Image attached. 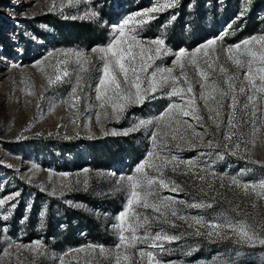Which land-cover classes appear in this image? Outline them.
<instances>
[{
    "label": "rangeland",
    "instance_id": "rangeland-1",
    "mask_svg": "<svg viewBox=\"0 0 264 264\" xmlns=\"http://www.w3.org/2000/svg\"><path fill=\"white\" fill-rule=\"evenodd\" d=\"M51 2L0 0V197L20 193L12 201L16 204L14 209L7 204L0 206V217L8 216L7 220L0 219V264H59L58 257L82 247L83 252L64 256V264H85V259L90 258L87 245L112 248L117 239L115 217L127 200L125 188L117 182L121 176L133 174L147 153L153 151L151 133L155 129L149 126L128 135L120 133L141 119L158 116L171 102L157 92L144 104L129 106L119 119L113 117L110 109L105 116L95 100L99 73L84 64L89 72L81 75L90 86L84 87L78 109L62 103L75 84L76 53L82 54L81 61L90 60L99 66V54L91 49L106 46L113 26L152 6L155 0H77L72 4L56 0L55 11L50 10ZM243 8L244 0H179L177 6L154 14L157 18L147 25L137 26V31L145 41L162 36L172 52L183 48L188 53L226 32L222 42L226 47L251 35L264 34V0H252L240 16ZM91 11L97 12L98 17L86 18L85 14ZM174 58L166 56L157 64L173 67ZM197 58L203 62L202 53ZM65 59L70 76L64 80L69 82L49 86L47 77L55 67L63 68L57 61ZM220 62L231 67L224 56ZM184 63L183 71L192 73L193 66L187 59ZM180 74L181 69L177 68L175 75ZM192 79L195 82L198 77ZM179 83L183 84V80ZM194 91L198 94L201 89L196 86ZM260 103L264 105V101ZM197 104L204 120L197 123L190 117L185 119L193 126L188 130L190 137L193 131L203 134V146L189 147L183 140L169 139L161 154L197 162L199 168L192 171L204 175L205 180L180 175L186 170L184 165L176 173L165 169L166 176L175 180L180 190L163 189L161 195L171 197L186 220L169 216L175 221V228L153 223L152 231L163 227L169 234L184 233L178 241L165 242L168 251L161 253V258L177 264H264V246L239 244L226 227L220 231L227 239L197 236V228L202 233L209 229L192 219L216 223L239 220L264 227V198L250 191L246 194L231 185L229 179L236 176L244 182H255L264 177V167L249 163L250 158L264 164V116L256 113L261 118L254 135L251 122L244 126L245 139L253 141L248 145L250 156L242 145L238 155L225 153L221 159L216 152L224 151L225 126L222 124L218 131L208 120L203 101L197 99ZM209 106H213L211 101ZM227 111L225 107L221 120H226ZM97 112L101 113L99 123ZM236 116L239 119L241 113L237 111ZM209 133L220 141V149L207 147ZM53 191L55 194H50ZM195 203L212 206H188ZM138 211L156 215L151 209ZM35 241L42 242L44 255L15 247Z\"/></svg>",
    "mask_w": 264,
    "mask_h": 264
},
{
    "label": "snow or ice",
    "instance_id": "snow-or-ice-1",
    "mask_svg": "<svg viewBox=\"0 0 264 264\" xmlns=\"http://www.w3.org/2000/svg\"><path fill=\"white\" fill-rule=\"evenodd\" d=\"M75 2L77 0H68L69 4ZM178 3L179 0H163L162 3L161 0H155L152 6L135 13L121 24L113 26L107 45L91 49L92 53L99 54V66L93 65L90 60L81 61L82 54L76 53L78 71L75 74V84L71 86L68 99L62 101L71 109H78L82 98L81 93L87 85L85 76L81 75V73L89 72V68L84 67V64L91 65L99 73L94 88L95 100L99 102L98 107L104 110L105 116L108 115L110 109L113 117L119 119L129 106L142 105L148 98H155L154 94L157 92H162L171 101L158 116L152 119H141L132 128L120 133L128 135L131 131L152 126L155 129L151 133L153 151L147 153L146 158L136 166L133 174L121 176L117 182L125 188L127 200L123 210L115 217L117 223L113 225V228L117 233L116 243L112 248L96 244L87 245L86 248L89 250L87 257L90 258L85 259V264H101L102 261H106L107 264H177L176 261H164L161 253L168 251L165 248V242L178 241L184 233L169 234L163 227L152 231L153 223L169 224L175 228V221L170 220L169 216L186 220V217L181 216L174 207L175 201L171 197L161 195L163 189L171 192L180 190V185L166 176L165 169L170 168L173 173H176L180 166L184 165L186 170L180 172V175L197 176L201 181L205 180V176L192 171V169L199 168L197 162L182 160L177 155L161 154L167 147L168 140H183L189 147L203 146V134L193 131L190 137L188 130L193 126L188 119H185L190 117L197 123L204 120V117L199 114L197 104V99H199L207 108L208 120L212 121L216 129L219 131L222 124L225 126L222 132V139L225 142L224 151H217V157L222 159L225 153L238 155L242 145L245 153L249 154L248 145L253 141L245 139L244 126L251 122L254 135L258 131L256 124L261 118L257 117L256 113L259 111L261 116H264V105L260 103L264 101V34L251 35L238 43L225 47L222 43L227 34L225 32L207 40L191 53L183 48L172 52L167 48L162 36L147 41L139 37L137 26L147 25L157 18L154 14L173 8ZM251 4L252 0H244V8L239 15L243 16ZM56 8V0H52L50 10L55 11ZM98 15L95 11L85 14L86 18H96ZM171 19L174 20L175 16ZM201 53L204 57L202 63L197 58ZM166 56L175 57L172 61L173 67L157 64L158 60L163 62ZM221 56L225 57L226 62H230L231 67H225L220 62ZM186 59L193 66L192 73L183 71ZM37 64L39 65L40 62ZM57 64H62L64 67L54 68L53 74L47 77L49 86L69 82L64 80L65 77L70 76L68 61L66 59L57 61ZM177 68L181 69L180 76L175 75ZM40 70L43 71V68ZM192 77H198V80L194 82ZM181 80L183 84L179 83ZM196 86L201 89L198 94L194 91ZM241 96L244 97L243 101L240 100ZM85 99L90 98L85 97ZM209 101L213 106H209ZM225 107L228 109L226 120H221L220 117ZM249 109L252 111H248ZM237 111L241 113L239 119L236 116ZM100 115V112L96 113L98 123ZM209 136L211 138L207 141V147L220 149V141L211 133ZM249 163L264 167V164L250 158ZM229 179L231 185L242 188L246 194L250 191L264 198V177L255 182H244L236 176ZM50 194L54 195L55 192ZM19 195L20 193L16 192L7 197H0V206L7 204L14 209L16 204L12 201ZM188 206L200 208L212 205L195 203ZM138 209H151L156 215L148 216ZM0 219L7 220L8 216L3 215ZM192 219L200 227L209 229L207 233H202L197 228L195 233L197 236L207 235L210 239L213 236L227 239L229 237L223 236L220 231L226 227L237 237V243L252 247L257 244L264 246V227L250 224L248 221L216 223L205 222L202 218L193 217ZM191 226L189 224V227ZM3 231L6 232V228ZM15 247L27 248L37 255L45 254L41 241H35L32 245H15ZM84 250L83 247L70 249L68 253L58 257L59 264H64V256L69 253H79Z\"/></svg>",
    "mask_w": 264,
    "mask_h": 264
}]
</instances>
